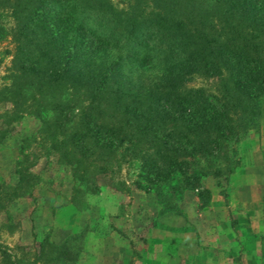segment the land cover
<instances>
[{
	"label": "trees",
	"instance_id": "obj_1",
	"mask_svg": "<svg viewBox=\"0 0 264 264\" xmlns=\"http://www.w3.org/2000/svg\"><path fill=\"white\" fill-rule=\"evenodd\" d=\"M0 11L13 21L0 19V44L12 45L1 117L38 121L0 210L32 195L31 168L49 154L70 167L74 204L127 167L160 214H181L192 190L208 206L204 180L223 186L245 164L264 118V0H0ZM198 77L211 88L191 85ZM28 142L39 144L30 154ZM84 234L45 236L29 260L0 244V264L74 263Z\"/></svg>",
	"mask_w": 264,
	"mask_h": 264
},
{
	"label": "rangeland",
	"instance_id": "obj_2",
	"mask_svg": "<svg viewBox=\"0 0 264 264\" xmlns=\"http://www.w3.org/2000/svg\"><path fill=\"white\" fill-rule=\"evenodd\" d=\"M111 1L121 8L127 0ZM0 19L13 24L6 11H0ZM11 48L9 40L0 44V87L9 84ZM210 82L198 77L191 85L211 88ZM6 107L0 102V189L16 183L23 138L38 127L31 115L8 123L1 117ZM8 127L12 129L1 138ZM248 141L246 162L228 184L218 186L212 177L204 180L210 204L200 208L197 192L187 191L179 202L181 214H160L154 193L138 188L136 172L127 167L114 179L101 176L98 192L81 193L80 204H74L70 167L56 154L41 156L31 168L32 195L0 210V244L20 260H29L45 236L60 242L84 231L83 249L70 264H258L264 235V118ZM25 145L30 154L39 144ZM175 231L186 232L183 241ZM243 251L249 255L243 257Z\"/></svg>",
	"mask_w": 264,
	"mask_h": 264
},
{
	"label": "crops",
	"instance_id": "obj_3",
	"mask_svg": "<svg viewBox=\"0 0 264 264\" xmlns=\"http://www.w3.org/2000/svg\"><path fill=\"white\" fill-rule=\"evenodd\" d=\"M185 234H186L185 231H175L174 232V235H176V236L178 235V239L177 240H179V241H181V240L183 241V239L185 238ZM243 252H244V253H242L243 257H244V255H246V256L249 255L248 251H243ZM244 263H246V262L244 261ZM258 264H260V262Z\"/></svg>",
	"mask_w": 264,
	"mask_h": 264
}]
</instances>
